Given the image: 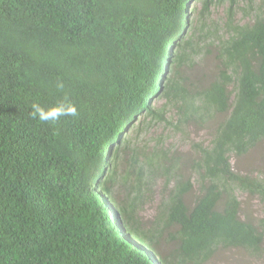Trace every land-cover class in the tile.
Returning a JSON list of instances; mask_svg holds the SVG:
<instances>
[{
  "label": "trees",
  "instance_id": "1",
  "mask_svg": "<svg viewBox=\"0 0 264 264\" xmlns=\"http://www.w3.org/2000/svg\"><path fill=\"white\" fill-rule=\"evenodd\" d=\"M188 1L0 0V264L264 256V218L235 193L264 205V177L230 162L264 144V0H247L244 24L240 0ZM212 4H227L222 33ZM58 79L79 116L40 124L31 104H56ZM171 109L174 124L207 129L208 144L181 155L157 142L139 161L135 136ZM156 172L173 183L144 224L137 205Z\"/></svg>",
  "mask_w": 264,
  "mask_h": 264
},
{
  "label": "rangeland",
  "instance_id": "2",
  "mask_svg": "<svg viewBox=\"0 0 264 264\" xmlns=\"http://www.w3.org/2000/svg\"><path fill=\"white\" fill-rule=\"evenodd\" d=\"M260 0H254L252 4L257 6ZM196 6L198 9L202 6L201 0H194L191 7ZM225 5H210L207 9L210 10L211 18L215 21L214 25L218 27L219 33L224 32L225 27L223 25L226 18ZM248 5L247 0H240L235 6V19L239 24H244L252 21L253 13L247 12ZM244 12L247 14L245 15ZM191 16V15H190ZM199 60H196L194 64L195 70H203V67H199ZM163 102L160 97L152 98L150 104L152 107H159ZM166 120L152 121L147 127L137 134L134 138V144L136 145L139 161H144L145 157L150 155L153 150V146L159 142L164 147H170L171 152H177L181 155L194 154L191 151V144L193 142H201L208 144L209 135L207 129H197L192 125H176L174 122L177 117L174 116L173 109L165 114ZM172 120V124L168 121ZM148 121V120H147ZM135 125V124H133ZM177 126V128L175 127ZM134 135V134H133ZM132 135V136H133ZM264 144L261 143L257 147L250 150L246 155L236 158L231 157V164L234 170H240L242 172L251 171L254 176L264 177ZM186 176L190 178L193 184L192 191L186 195V200H190L194 193L197 192L198 186L196 183V174L194 172H185ZM171 182L165 186V177L156 172L149 180L147 187L142 188L141 199L137 210V214L140 219L146 224L149 219L153 218L157 210V204L162 196L169 191L172 186ZM128 185L118 182L113 187L114 194L119 199L128 198ZM240 202L241 207L246 211L251 212L252 219L255 223H258L261 218H264V205L258 202L256 199H250L244 192L239 189L235 190ZM159 250L164 252L165 246L159 245ZM226 258L223 259V256ZM209 264H264V256L256 255L254 257L243 256L236 250L220 251L219 256L210 261Z\"/></svg>",
  "mask_w": 264,
  "mask_h": 264
},
{
  "label": "clouds",
  "instance_id": "3",
  "mask_svg": "<svg viewBox=\"0 0 264 264\" xmlns=\"http://www.w3.org/2000/svg\"><path fill=\"white\" fill-rule=\"evenodd\" d=\"M193 1L194 0L188 1L189 3L187 5V8L191 7ZM55 87L57 91L64 92L65 85L62 80L58 79ZM29 116L31 119L38 121L40 124H47L55 127L64 117L77 118L79 116V110L76 104L70 99L69 95L64 92V95L62 96V98L58 99L56 104L47 108L42 106L39 102H33L31 104V111L29 112ZM151 257L157 262L156 264H160L158 256L153 255ZM210 261L204 262V264H208L210 263Z\"/></svg>",
  "mask_w": 264,
  "mask_h": 264
}]
</instances>
